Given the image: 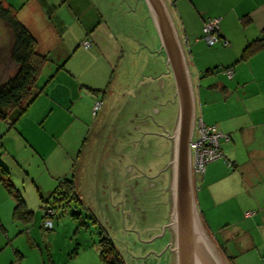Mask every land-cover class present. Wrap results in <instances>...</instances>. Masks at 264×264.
Listing matches in <instances>:
<instances>
[{
	"label": "rangeland",
	"instance_id": "1",
	"mask_svg": "<svg viewBox=\"0 0 264 264\" xmlns=\"http://www.w3.org/2000/svg\"><path fill=\"white\" fill-rule=\"evenodd\" d=\"M140 19V12L129 13L114 37L100 27L94 35L100 43L89 36L91 55L75 56L80 60L73 62L74 74L61 71L72 85L57 68L68 65L66 56L58 61L50 55L53 70L39 77L40 95L13 124L0 120V178L9 180L32 216L28 223L12 217L15 198L0 180V264H103L102 238L109 239L122 264H175L169 196L165 181L160 186V178L152 177L168 161L177 102L168 101L169 86L143 105L134 94L136 84L147 81L148 68L163 58L146 17ZM10 47V33L0 21V81L15 70ZM167 77L172 83L171 74ZM95 103L101 104L97 110ZM142 119L146 124L135 130ZM63 179L74 182L77 200L64 195ZM45 203L54 211L50 229L42 226ZM216 206L220 212L212 216L219 217L208 223V231L217 247L223 235L217 227L231 228L239 217L236 208L251 207ZM226 251V257L220 252L226 263L229 257L238 264L236 251L230 245Z\"/></svg>",
	"mask_w": 264,
	"mask_h": 264
},
{
	"label": "crops",
	"instance_id": "2",
	"mask_svg": "<svg viewBox=\"0 0 264 264\" xmlns=\"http://www.w3.org/2000/svg\"><path fill=\"white\" fill-rule=\"evenodd\" d=\"M166 1L187 62L194 118L215 125L228 137L220 143L222 158L207 164L201 176L193 177L198 216L209 233L208 223L219 217L212 216L220 212L216 205H249L250 211L236 208L239 217L231 228L217 227V234H223L217 247L227 255L226 247L230 245L237 253L238 264H264V46L246 59L240 57L245 46L264 29V0ZM134 2L2 0L4 5L17 9L16 17L35 38L38 53L58 61L66 56L68 65L59 64L57 68L72 74L76 71L73 62L78 64L80 58L91 55L88 49L93 39L89 36L100 43L94 35L103 27L114 37V30L122 29L119 23H124L129 13L140 12L141 21L146 17L149 33L154 35L145 6L140 0ZM211 19L217 21L218 40L208 46L202 39V27ZM84 41H90L89 48L82 47ZM110 43L113 44L112 39ZM78 54L82 55L79 59L75 57ZM49 63L45 73L53 70ZM147 71V83L140 81L134 88L138 101L155 95L157 100L156 83L163 80L164 89L169 86L168 101L176 102L173 82L168 83L166 60L157 58L154 67ZM61 73L72 85L71 79ZM205 212H210V216Z\"/></svg>",
	"mask_w": 264,
	"mask_h": 264
},
{
	"label": "water",
	"instance_id": "3",
	"mask_svg": "<svg viewBox=\"0 0 264 264\" xmlns=\"http://www.w3.org/2000/svg\"><path fill=\"white\" fill-rule=\"evenodd\" d=\"M154 26L156 53L166 60L177 102L171 140L170 216L171 253L175 264H228L213 243L195 207L189 142L195 121L192 84L180 37L166 0H140ZM163 53V54H162ZM170 143V142H169Z\"/></svg>",
	"mask_w": 264,
	"mask_h": 264
},
{
	"label": "trees",
	"instance_id": "4",
	"mask_svg": "<svg viewBox=\"0 0 264 264\" xmlns=\"http://www.w3.org/2000/svg\"><path fill=\"white\" fill-rule=\"evenodd\" d=\"M16 11L17 9L0 2V21L3 22V25H5L10 33L11 47L9 57L15 66L14 72L5 80L0 81V120L8 121L12 124L22 117L31 103L40 95L42 85L39 83V77L49 62V57L47 55L38 53L35 38L17 19ZM245 21L247 20L245 19ZM263 46L264 29L257 39L245 46L240 56L241 59H246ZM0 172L3 173L4 170L0 168ZM0 180H2L8 193L15 198L12 217L24 223L31 221V212L25 210L24 202L19 192H13L9 180L1 178ZM60 184V186H62L60 189L64 191V195H72L73 199L77 200L76 195H74V182L72 180L63 179ZM62 194V192H59L58 195ZM42 208L43 210L49 208L53 211V207L46 203L43 204ZM44 217L45 216H43V219ZM52 217L53 216H51L50 219H52ZM219 249L220 252L225 255L223 249L221 247H219ZM98 251L100 260L103 264H122L118 258H116V252H114V247L109 239L102 238L99 241ZM112 254H114L115 257L113 259L111 258L110 262L107 261V255L112 256ZM229 259L228 257L227 260L232 264Z\"/></svg>",
	"mask_w": 264,
	"mask_h": 264
},
{
	"label": "built area",
	"instance_id": "5",
	"mask_svg": "<svg viewBox=\"0 0 264 264\" xmlns=\"http://www.w3.org/2000/svg\"><path fill=\"white\" fill-rule=\"evenodd\" d=\"M217 29L216 19L208 20L202 27V39L208 46H212L217 40L215 35ZM83 48H89L90 43L84 41ZM100 103H95L93 109L97 110ZM228 137L217 129L215 125H206L200 119H195L192 137L189 142V150L191 155V172L193 177L201 176L207 164L222 158L220 151V143L227 141ZM53 215L51 209L45 208L43 227L50 229L52 227L50 217ZM246 216L249 213L245 214Z\"/></svg>",
	"mask_w": 264,
	"mask_h": 264
},
{
	"label": "flooded vegetation",
	"instance_id": "6",
	"mask_svg": "<svg viewBox=\"0 0 264 264\" xmlns=\"http://www.w3.org/2000/svg\"><path fill=\"white\" fill-rule=\"evenodd\" d=\"M163 57H164V55H163ZM156 86H157V89H158L157 92H159L161 95H163V89H164L163 80L161 81V83H160V81H158L156 83ZM157 95H158V93H157ZM149 100L155 101L156 100V95L155 96H152ZM146 101H143V103L146 104ZM152 110L155 113L159 112V110H158L157 107L152 108ZM138 116H139V114H138ZM144 119L140 120L137 123V125L134 127L135 130H138L139 126H144L146 124V122L144 121ZM169 142H170V146L169 147H171V143H172L171 140H169ZM171 152H172V150L171 149H168V153H167L168 154V161H167V163L164 164L163 166L157 168L158 170L156 169L155 175L152 177V178H154V177L160 178V184H159L160 186L163 185L164 184V181H165V189L164 190L166 191V194L169 196L167 198V199H169V202H168L169 205H170V191H169V186H170V167H169L168 164H169V162L171 160V155H172ZM150 185H153V183L150 184ZM168 232H169V237H170V235H171L170 230H168Z\"/></svg>",
	"mask_w": 264,
	"mask_h": 264
}]
</instances>
